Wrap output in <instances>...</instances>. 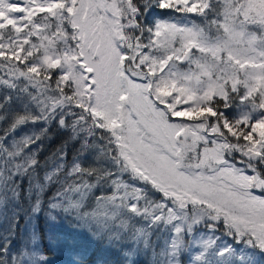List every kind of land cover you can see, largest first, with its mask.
Returning a JSON list of instances; mask_svg holds the SVG:
<instances>
[{
    "label": "snow or ice",
    "instance_id": "obj_1",
    "mask_svg": "<svg viewBox=\"0 0 264 264\" xmlns=\"http://www.w3.org/2000/svg\"><path fill=\"white\" fill-rule=\"evenodd\" d=\"M64 222L116 264H264V0H0V264Z\"/></svg>",
    "mask_w": 264,
    "mask_h": 264
},
{
    "label": "trees",
    "instance_id": "obj_2",
    "mask_svg": "<svg viewBox=\"0 0 264 264\" xmlns=\"http://www.w3.org/2000/svg\"><path fill=\"white\" fill-rule=\"evenodd\" d=\"M59 143V137L50 142L45 155ZM72 151L74 148L70 146V153ZM51 235L54 264H73L74 261H80L81 264H101L102 260L106 264H116L115 256L98 246L88 237L87 233L74 229L69 222H64ZM70 245L71 247L67 248ZM66 249L68 251L62 253ZM141 259L145 262L147 260V258Z\"/></svg>",
    "mask_w": 264,
    "mask_h": 264
},
{
    "label": "rangeland",
    "instance_id": "obj_3",
    "mask_svg": "<svg viewBox=\"0 0 264 264\" xmlns=\"http://www.w3.org/2000/svg\"><path fill=\"white\" fill-rule=\"evenodd\" d=\"M66 247V246H65ZM71 247V245L70 246H68L67 248H70ZM66 251H68L67 249L66 250H63V252L62 253H64V252H66Z\"/></svg>",
    "mask_w": 264,
    "mask_h": 264
}]
</instances>
